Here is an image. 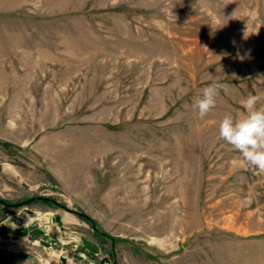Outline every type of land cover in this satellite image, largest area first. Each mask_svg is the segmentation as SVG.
<instances>
[{
  "label": "rangeland",
  "instance_id": "1",
  "mask_svg": "<svg viewBox=\"0 0 264 264\" xmlns=\"http://www.w3.org/2000/svg\"><path fill=\"white\" fill-rule=\"evenodd\" d=\"M249 94L264 0H0V166L26 180L0 199L64 205H0V264H264V173L219 137Z\"/></svg>",
  "mask_w": 264,
  "mask_h": 264
},
{
  "label": "clouds",
  "instance_id": "2",
  "mask_svg": "<svg viewBox=\"0 0 264 264\" xmlns=\"http://www.w3.org/2000/svg\"><path fill=\"white\" fill-rule=\"evenodd\" d=\"M224 87L213 81L203 88L195 100L200 119H204L216 106L217 97ZM262 97L249 94L241 101L245 110L238 117L226 115L219 124V137L239 153L242 167L264 173V106H258Z\"/></svg>",
  "mask_w": 264,
  "mask_h": 264
},
{
  "label": "trees",
  "instance_id": "3",
  "mask_svg": "<svg viewBox=\"0 0 264 264\" xmlns=\"http://www.w3.org/2000/svg\"><path fill=\"white\" fill-rule=\"evenodd\" d=\"M3 201V202H1ZM31 203H47L50 206H57V207H61L64 209V205L61 204H57L55 201L51 200L50 198H43V199H36V197H34V200ZM29 203V204H31ZM0 205L3 207V209L6 208H18L22 205H24V200L20 201V202H16V203H10L4 200L0 199ZM79 219H81L82 221H84L85 223H87L90 227L91 230L93 231V235L96 237V239L98 241H103L105 239H112L113 241H115L113 238H111L110 236H108V234H106L98 225V223L92 219L91 217H89L88 215L82 213V215L78 216ZM21 236L26 235V233H21L19 234Z\"/></svg>",
  "mask_w": 264,
  "mask_h": 264
},
{
  "label": "crops",
  "instance_id": "4",
  "mask_svg": "<svg viewBox=\"0 0 264 264\" xmlns=\"http://www.w3.org/2000/svg\"><path fill=\"white\" fill-rule=\"evenodd\" d=\"M7 167H3V163L0 166V184L1 186H7V182L18 183L19 185L26 184L25 178L22 177L20 170L16 169L9 163H6ZM28 179V178H27ZM30 180V178H29ZM42 184V181H32L30 186L32 188L38 187Z\"/></svg>",
  "mask_w": 264,
  "mask_h": 264
},
{
  "label": "water",
  "instance_id": "5",
  "mask_svg": "<svg viewBox=\"0 0 264 264\" xmlns=\"http://www.w3.org/2000/svg\"><path fill=\"white\" fill-rule=\"evenodd\" d=\"M36 199H43V198H41V197H37ZM34 200V198H29V199H26V200H24V203L25 204H29V203H31L32 201ZM1 202H3V201H1ZM66 209V208H65ZM67 211H71V210H69V209H66ZM25 211H27V212H29V210H25ZM72 212V211H71ZM73 213H75L77 216H80V215H82V213L81 212H73ZM32 225H34V224H38V225H40V226H46V225H50L51 224V218L50 217H44V218H42L41 220H37V219H34L32 222ZM2 232L0 231V234H1ZM62 262L64 263V259H62ZM104 262H108V259L107 258H104V259H102L101 261H100V264H104Z\"/></svg>",
  "mask_w": 264,
  "mask_h": 264
}]
</instances>
